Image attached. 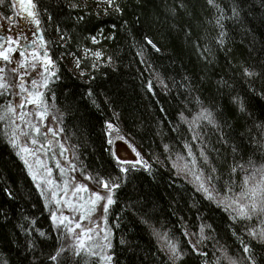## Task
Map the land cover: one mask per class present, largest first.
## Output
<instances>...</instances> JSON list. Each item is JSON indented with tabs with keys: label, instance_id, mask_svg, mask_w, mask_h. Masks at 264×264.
I'll use <instances>...</instances> for the list:
<instances>
[{
	"label": "trees",
	"instance_id": "16d2710c",
	"mask_svg": "<svg viewBox=\"0 0 264 264\" xmlns=\"http://www.w3.org/2000/svg\"><path fill=\"white\" fill-rule=\"evenodd\" d=\"M36 2L56 65V77L46 91L49 117L63 128L60 133L74 151L75 164L94 177L124 176L109 153V121L150 161L149 170L130 171L114 190L116 202L108 214L114 264H171L154 230L179 242L185 255L177 264H216L220 246L231 256L243 257L237 236L252 244L257 264H264V243L243 226L259 229L260 222H234L223 205L197 191L191 175L173 167L177 154L190 159L186 144L197 156L203 148L221 176L218 187L223 191L234 164H246L249 158L264 162V97L259 95L264 92V0H216L225 14L223 45L215 24L218 12L208 0H115L122 14L109 6L107 12L98 10L97 0ZM70 3L80 7L69 8ZM234 5L240 11L232 19ZM0 13L11 16L14 10L6 2ZM141 50L143 55L138 54ZM78 58L83 77L68 69V61L75 60L77 66ZM244 67L259 75L245 77ZM237 95L248 112L240 111ZM202 108L212 112L216 123H193ZM243 175L237 170L233 179L241 181ZM202 224L211 228H205L209 239L199 244ZM63 232L54 226L50 208L0 122V264H56L49 257L61 243L67 246ZM189 240L208 256L198 255ZM87 260L96 264L95 257ZM60 264L85 260L69 250ZM221 264L227 260L222 258Z\"/></svg>",
	"mask_w": 264,
	"mask_h": 264
},
{
	"label": "snow or ice",
	"instance_id": "6c2138e0",
	"mask_svg": "<svg viewBox=\"0 0 264 264\" xmlns=\"http://www.w3.org/2000/svg\"><path fill=\"white\" fill-rule=\"evenodd\" d=\"M6 2L14 10V16H6L4 13H0V17L9 20L15 25V28L4 31L3 25L0 24V97L5 98L4 102L0 103V122H4L5 134L8 136L9 143L14 148L19 149L17 155L23 160L33 181L36 182V187L41 189L40 195L45 198L46 206L52 202L58 206L56 211L51 212V219L58 230L63 226L64 238L69 243L67 246L61 243L49 259L60 264L62 254L70 250L74 257L84 259L85 264H89L88 257H95L96 264H114L115 253L112 251L111 239L113 233L112 229L108 227L109 208L116 202L114 190L120 187L130 171L136 170L137 165L142 164L144 168H151V165L144 161L140 152L131 143H128V147L139 159L128 158L123 146L116 143L117 141H126V137L121 133L117 124L109 121L107 122V129L109 130L107 142L111 146L109 151L124 176L113 177L109 175L105 177L97 174L94 177L91 173L82 171L86 180H95L98 185L107 190L103 193L91 190L87 183L76 182L75 177L70 176L62 184H57L51 179L52 169L40 158L38 153L46 154L53 143H59V141H54L51 138L57 135L56 129L48 127L47 124L51 114V105L46 96V91L51 90L49 85L56 77V65L49 54L47 41L40 30L41 20L36 0H0V5H4ZM107 3L109 7H114L122 14L123 9L115 0H107ZM208 3L217 9L218 15L215 17V24L221 29L218 42L223 45V38L227 35L223 24L224 10L220 8L216 0H208ZM78 7L80 6L76 3L69 4V8ZM44 10L47 11L46 8ZM105 11L107 12V9ZM239 11V6L234 5L231 9L230 18H238ZM17 17L20 19H16ZM48 19L52 20V15H49ZM78 19H83V17H78ZM29 25H35V27L30 30ZM57 27L59 28V26ZM13 30H15L16 35L11 34ZM37 32H40V35H37ZM92 39L94 42L96 41L95 36ZM147 42L157 52L160 51L151 39H148ZM205 51L210 50L206 49ZM17 52L19 53L18 56H16ZM138 54L143 55V50ZM94 55L99 58L101 53L96 52ZM79 66L78 58L77 67ZM92 66L93 68L96 67L95 64ZM38 68H42L43 71H37ZM242 74L247 78L259 75L250 67H244ZM149 88H151L150 82ZM88 94L89 96L92 95L90 89ZM259 95L264 97V92H260ZM52 99H55L54 93ZM234 100L241 112H248V107L241 96L237 95ZM26 105H33L34 111L31 109L25 111ZM53 119L59 118L53 117ZM196 120H206L210 124L216 123L212 112L206 108H202L197 117L193 118V123ZM196 127L199 128L200 125L196 124ZM60 131L62 132L63 128ZM49 133H51V137ZM193 139H197L195 134ZM59 147L61 149L60 155H63L67 149L62 143H59ZM165 147L167 148V146ZM185 147L188 148L187 157L190 159L177 154L173 167L177 169L178 173L183 171L186 176L191 175L197 191L202 192L205 198L216 202L218 206L223 205L224 210L229 212L230 218L234 222H251L254 219L259 221L261 225L259 229L249 226L247 223L243 226L250 237L257 242L264 243V162L257 163L249 158L246 164H234L229 179L223 184L222 191L218 187L221 176L217 174V168L211 163L204 149L201 148L199 156H197L192 151L191 145L186 144ZM234 151H236L235 148ZM29 157L33 158L32 162H30ZM34 165H39V167ZM69 166L68 171L76 170V165L72 164L71 160H69ZM56 167L62 176L67 175L59 160H56ZM237 170L244 173L243 179L238 182L233 179ZM45 184L48 186L47 188L43 187ZM80 193H87V196L79 195ZM64 208H67L72 215L64 214ZM58 211L59 215L57 214ZM98 212L100 213L99 217H97ZM101 219L103 220V228L99 223ZM84 221L88 222L87 225L83 223ZM205 228H211V225L202 224L200 226V239L197 241L199 244H203L205 240L209 239V236L205 234ZM154 234L163 242L162 250H166L169 254L171 264H177L185 255V251L181 249L179 242L173 240L167 233L161 234L154 230ZM185 235L188 233L185 232ZM237 239L240 240L243 253L246 255L240 258L231 256L226 247L220 246L221 257H217L216 264H221L222 258L227 260V264H244V261H247L248 264H257L256 250L252 244L242 236H237ZM121 243L123 244L124 241L121 240ZM197 243H192L189 240L191 248L198 255L207 257L208 253L198 248ZM203 264H208V261L204 260Z\"/></svg>",
	"mask_w": 264,
	"mask_h": 264
},
{
	"label": "rangeland",
	"instance_id": "374dc122",
	"mask_svg": "<svg viewBox=\"0 0 264 264\" xmlns=\"http://www.w3.org/2000/svg\"><path fill=\"white\" fill-rule=\"evenodd\" d=\"M108 6H109L108 3L106 1H104V0H97V3L95 4V7L98 10L104 9L102 11H105V9L108 8ZM18 55H19V53L17 52L16 53V56H18ZM49 67H52V66H49ZM68 69L71 70V71H73L74 73H76L79 77H83L85 75L84 72L78 71L77 66H76V63H75V60L68 61ZM38 71L39 72H42L43 69L42 68H38ZM29 109H31V110L34 111V106L33 105H26L25 111H28ZM29 119H32V117H29ZM47 124H48V127L55 128L56 131H57V135L55 137H51V133H49V136L54 141H59V143H62L65 146V148L67 149V151H65L63 155H60L61 149L59 147V143H53V145L51 146L50 150L46 154L43 153V152L38 153V155L40 156V158L42 160H44L47 163L48 167H50L52 169L51 179L55 183H57V184H62L65 179H67V178H69L71 176V177H75L76 178V182H84V183H87L88 186H89V188L91 190L101 191L102 193L103 192H106L107 190L104 189L102 186L100 188L93 187L91 181L90 180H86L85 177H84V175H82L81 168L78 167L75 164V161H74V151H73V149L69 146V144L67 142V139L64 136V134L63 133H60L61 132L60 131V127H59L60 125H58L55 121H52V119L50 117L48 119ZM43 130L44 129L42 127V131ZM116 143H119V144H121L123 146V149H124V151H126L128 158H130V159H139V157H136L135 153L131 151V148L128 147V143H131L137 149V151L140 152L141 156L144 159V155H143L142 151L133 142H131L127 137H126V141H117ZM32 147H38V146H32ZM46 147H47V145H46ZM15 149L17 151L19 150L18 148H15ZM29 160H30V162H32L33 161V158L32 157H29ZM56 160H59L60 161L61 165L65 168L67 175H64V176L61 175L60 170L56 167ZM69 160H71L72 164H75L76 165V170L75 171H68L69 170V167H70L69 166ZM144 161H146V160L144 159ZM141 165H137V168H142ZM34 166L35 167H39V165H34ZM128 167H131V166L128 165ZM27 171H28V169H27ZM30 177H31V175H30ZM31 179H32V177H31ZM34 183L36 184L35 181H34ZM43 187L44 188H47L48 186L45 184V185H43ZM38 190H39V192L41 191V189H38ZM79 195L87 196V193H80ZM73 199H75V198H73ZM44 200H45V198H44ZM47 207L50 208L51 212L52 211H56L57 208H58V206H56L54 202H52L51 204L47 205ZM63 212L66 215H72V213H70V211L67 208H64L63 209ZM57 214L59 215V211H58ZM99 215H100V213L98 212L97 213V217H99ZM83 223L85 225H87L88 222L87 221H84ZM99 223L101 224V228H103L104 225H103V220L102 219L99 220ZM53 224H54V222H53ZM54 226H56V225L54 224ZM61 227L63 228V226H61ZM108 227L110 228L109 224H108Z\"/></svg>",
	"mask_w": 264,
	"mask_h": 264
},
{
	"label": "flooded vegetation",
	"instance_id": "af4514ba",
	"mask_svg": "<svg viewBox=\"0 0 264 264\" xmlns=\"http://www.w3.org/2000/svg\"><path fill=\"white\" fill-rule=\"evenodd\" d=\"M11 16H14V15H11ZM16 19H20L19 17H17ZM0 24H2L3 25V30L4 31H7L9 28H15V25H13L9 20H7V19H4V17H0ZM35 27V25H29V29L31 30L32 28H34ZM40 30L42 31V33H43V30H42V28L40 27ZM12 35H16V33H15V30H13V32L11 33ZM37 35H40V32H37ZM43 35H44V37H45V40L47 41V39H46V36H45V34L43 33ZM47 47H48V44H47ZM48 49H49V47H48ZM49 54L51 55V52H50V49H49ZM51 57H52V55H51ZM37 71H38V69H37ZM30 79V78H29Z\"/></svg>",
	"mask_w": 264,
	"mask_h": 264
},
{
	"label": "bare ground",
	"instance_id": "6f19581e",
	"mask_svg": "<svg viewBox=\"0 0 264 264\" xmlns=\"http://www.w3.org/2000/svg\"><path fill=\"white\" fill-rule=\"evenodd\" d=\"M107 125V124H106ZM122 132V131H121ZM106 133H108V130H107V128H106ZM108 139H109V137H107V141H108ZM109 147H110V145H109ZM109 153H110V155L112 156V154H111V152L109 151ZM143 153V152H142ZM144 155V154H143ZM113 157V156H112ZM113 159H114V161H115V163L117 164V162H116V160H115V158L113 157ZM144 159L148 162V164H150V161L148 160V158L146 157V155H144ZM26 167V166H25ZM119 167V166H118ZM141 167L142 168H136V170H134V171H132V172H135V171H137V170H142V171H144V172H146L147 170H149V168H144L143 167V165H141ZM27 168V167H26ZM82 170V169H81ZM91 181V180H90ZM92 183V182H91ZM68 243H69V241H68ZM88 258H91V257H88Z\"/></svg>",
	"mask_w": 264,
	"mask_h": 264
}]
</instances>
